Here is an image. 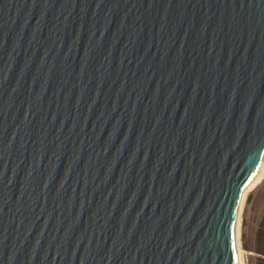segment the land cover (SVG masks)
<instances>
[{
    "label": "water",
    "instance_id": "obj_1",
    "mask_svg": "<svg viewBox=\"0 0 264 264\" xmlns=\"http://www.w3.org/2000/svg\"><path fill=\"white\" fill-rule=\"evenodd\" d=\"M264 165V0H0V264H241Z\"/></svg>",
    "mask_w": 264,
    "mask_h": 264
},
{
    "label": "rangeland",
    "instance_id": "obj_2",
    "mask_svg": "<svg viewBox=\"0 0 264 264\" xmlns=\"http://www.w3.org/2000/svg\"><path fill=\"white\" fill-rule=\"evenodd\" d=\"M242 245L246 264L264 259V181L249 193L242 213Z\"/></svg>",
    "mask_w": 264,
    "mask_h": 264
},
{
    "label": "bare ground",
    "instance_id": "obj_3",
    "mask_svg": "<svg viewBox=\"0 0 264 264\" xmlns=\"http://www.w3.org/2000/svg\"><path fill=\"white\" fill-rule=\"evenodd\" d=\"M263 181H264V165L261 168L260 172L258 173L254 183L245 191L242 197L241 208L237 216V229H236L237 251L239 254L241 264H246L245 255H244L245 250L242 245V213H243L244 205L249 193L255 191L262 184Z\"/></svg>",
    "mask_w": 264,
    "mask_h": 264
},
{
    "label": "trees",
    "instance_id": "obj_4",
    "mask_svg": "<svg viewBox=\"0 0 264 264\" xmlns=\"http://www.w3.org/2000/svg\"><path fill=\"white\" fill-rule=\"evenodd\" d=\"M260 254L264 255V252H261ZM258 264H264V259H260Z\"/></svg>",
    "mask_w": 264,
    "mask_h": 264
}]
</instances>
